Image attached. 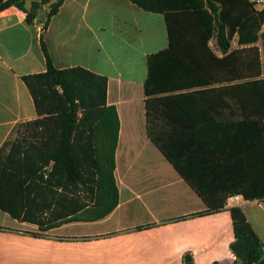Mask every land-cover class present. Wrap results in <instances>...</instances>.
<instances>
[{
    "label": "trees",
    "instance_id": "trees-1",
    "mask_svg": "<svg viewBox=\"0 0 264 264\" xmlns=\"http://www.w3.org/2000/svg\"><path fill=\"white\" fill-rule=\"evenodd\" d=\"M24 1L0 0V11L16 7L32 24L40 6L48 7L39 36L46 68L21 77L36 118L15 126L0 148V210L43 231L102 219L118 203L119 121L106 104L107 79L82 67L55 68L42 33L63 0L33 2L28 11ZM129 1L164 17L168 47L146 60L147 135L206 205L192 216L224 210L232 195L264 200V8L252 0ZM82 191L88 203L74 196ZM53 201L52 222L33 219ZM229 212L232 264H264L263 245L242 209ZM182 264H194L191 253Z\"/></svg>",
    "mask_w": 264,
    "mask_h": 264
},
{
    "label": "crops",
    "instance_id": "crops-1",
    "mask_svg": "<svg viewBox=\"0 0 264 264\" xmlns=\"http://www.w3.org/2000/svg\"><path fill=\"white\" fill-rule=\"evenodd\" d=\"M252 1L264 8V0ZM48 10L39 8L32 24L16 7L0 11V148L15 126L36 118L21 77L45 71L39 36ZM42 38L55 68L82 67L107 79L106 104L119 121L113 171L118 203L102 219L44 231L0 210V264H182L185 253L194 264H232L233 206L242 209L264 250V200L238 195L222 211L192 216L206 205L147 135L146 60L168 47L162 14L129 0H63ZM55 209L53 201L32 217L52 222Z\"/></svg>",
    "mask_w": 264,
    "mask_h": 264
},
{
    "label": "rangeland",
    "instance_id": "rangeland-1",
    "mask_svg": "<svg viewBox=\"0 0 264 264\" xmlns=\"http://www.w3.org/2000/svg\"><path fill=\"white\" fill-rule=\"evenodd\" d=\"M255 3H256V2H255ZM256 4H257V3H256ZM263 4H264V3H260V5H263ZM209 45H210L211 50L214 52V54L220 56V53H219V51H218V49H217V47H216V43H215V40H214V39H211V40L209 41ZM255 46L261 51V48H262V41L259 40V41L256 43ZM237 47H238V45H237V42H236V37H234V39L231 41V48H232V49H236ZM50 168H51V165H49V166L43 168L41 171H42V173H43V172L48 171ZM69 196H70V194H69ZM74 196L77 197V199L80 200L81 202H83V203H88V199H86V198H87L86 196H88V195H87L86 193H84L83 191H82V192H79L78 194H74ZM69 230H70V229H68L67 231H69ZM238 263L241 264L240 261H238Z\"/></svg>",
    "mask_w": 264,
    "mask_h": 264
},
{
    "label": "water",
    "instance_id": "water-1",
    "mask_svg": "<svg viewBox=\"0 0 264 264\" xmlns=\"http://www.w3.org/2000/svg\"><path fill=\"white\" fill-rule=\"evenodd\" d=\"M40 0H25L24 1V9L26 11L30 10V7H31V3L32 2H39ZM40 8H42V5L40 6Z\"/></svg>",
    "mask_w": 264,
    "mask_h": 264
},
{
    "label": "built area",
    "instance_id": "built-area-1",
    "mask_svg": "<svg viewBox=\"0 0 264 264\" xmlns=\"http://www.w3.org/2000/svg\"><path fill=\"white\" fill-rule=\"evenodd\" d=\"M227 200L230 201V202H236V201L239 200V196L238 195H232V196H229L227 198Z\"/></svg>",
    "mask_w": 264,
    "mask_h": 264
}]
</instances>
